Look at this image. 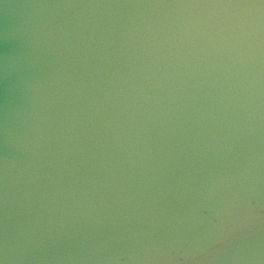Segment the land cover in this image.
<instances>
[{"label": "clouds", "instance_id": "1", "mask_svg": "<svg viewBox=\"0 0 264 264\" xmlns=\"http://www.w3.org/2000/svg\"><path fill=\"white\" fill-rule=\"evenodd\" d=\"M0 264H264V0H0Z\"/></svg>", "mask_w": 264, "mask_h": 264}]
</instances>
